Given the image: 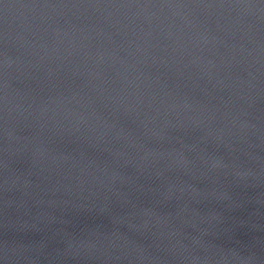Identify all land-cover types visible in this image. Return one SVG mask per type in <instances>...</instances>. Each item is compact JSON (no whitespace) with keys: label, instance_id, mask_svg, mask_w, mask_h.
Segmentation results:
<instances>
[{"label":"water","instance_id":"95a60500","mask_svg":"<svg viewBox=\"0 0 264 264\" xmlns=\"http://www.w3.org/2000/svg\"><path fill=\"white\" fill-rule=\"evenodd\" d=\"M0 264H264V0H0Z\"/></svg>","mask_w":264,"mask_h":264}]
</instances>
